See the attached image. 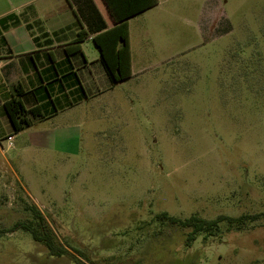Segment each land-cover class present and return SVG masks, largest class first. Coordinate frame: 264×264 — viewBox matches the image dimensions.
Wrapping results in <instances>:
<instances>
[{"label":"rangeland","instance_id":"1","mask_svg":"<svg viewBox=\"0 0 264 264\" xmlns=\"http://www.w3.org/2000/svg\"><path fill=\"white\" fill-rule=\"evenodd\" d=\"M130 33L134 76L82 100L77 143L23 151L0 107V264H79L10 233L33 206L80 264H264V0H158Z\"/></svg>","mask_w":264,"mask_h":264},{"label":"crops","instance_id":"2","mask_svg":"<svg viewBox=\"0 0 264 264\" xmlns=\"http://www.w3.org/2000/svg\"><path fill=\"white\" fill-rule=\"evenodd\" d=\"M94 3L108 25L114 27L117 22L105 0H49L43 7L31 2L0 12V21L6 20L5 26L0 28V40L5 38L0 41V80L2 89L7 92L2 93L0 107L4 109V103L20 89L26 108L43 105V113L47 116L19 133L25 137L23 151L56 149L58 142L77 143V136H72L73 118L82 101L77 103L76 95L72 94L69 79L73 73L81 81L88 102L103 100L113 89L100 61L99 49L95 46L98 55L89 57L83 48L95 36L89 33L87 23L95 18ZM156 5L129 18V32L131 20ZM81 32L83 39L78 43ZM131 64L134 76L132 47ZM56 95L65 97L61 105L56 104L53 97ZM10 136L13 134L7 130L1 138ZM1 150L3 153V148ZM6 163L14 168L8 160Z\"/></svg>","mask_w":264,"mask_h":264},{"label":"trees","instance_id":"3","mask_svg":"<svg viewBox=\"0 0 264 264\" xmlns=\"http://www.w3.org/2000/svg\"><path fill=\"white\" fill-rule=\"evenodd\" d=\"M89 1V0H88ZM105 3L112 15L114 16L117 24L114 27H110L106 18L100 11L96 3L95 18L92 23L88 21V17L84 15V19L88 21L89 33L94 34L92 38L93 44L99 49L100 61L106 71V74L112 84L117 85L132 76V64H131V47H130V32L128 19L141 13L142 11L156 5L157 0H105ZM5 22L6 20H1ZM80 40L82 42L83 32L80 34ZM69 62V59H67ZM69 81L72 86V94L76 95L77 103H80L86 98L84 88L81 84L76 73L70 77ZM22 90L17 89L15 95L4 103V110L9 119V122L15 133H20L29 128L34 121L47 119V116L43 113V105H38L34 108L28 109L22 101ZM56 111L53 109V112ZM32 218L26 222L17 223L10 233H14L18 230H24L29 232L33 240L45 247L48 254L53 257L68 256L73 257L77 263L80 264V260H76L68 250V248L81 256V252L76 248L71 247L69 244L63 245L56 237L53 229L47 222L46 218L37 208V206L31 207ZM161 221H168L172 225H180L183 228H192L193 233L212 232L215 228L218 229V225L222 221H227L231 224L234 222H242L243 218H230L220 216L216 220L208 221L196 216L181 221L178 218L170 217L166 213L157 216ZM190 241L193 240V235H190Z\"/></svg>","mask_w":264,"mask_h":264},{"label":"built area","instance_id":"4","mask_svg":"<svg viewBox=\"0 0 264 264\" xmlns=\"http://www.w3.org/2000/svg\"><path fill=\"white\" fill-rule=\"evenodd\" d=\"M8 142H9V148H11L13 146V137L12 136H10L8 138Z\"/></svg>","mask_w":264,"mask_h":264}]
</instances>
